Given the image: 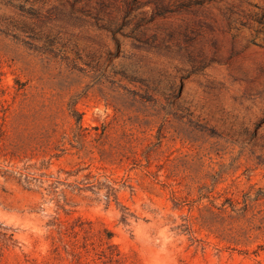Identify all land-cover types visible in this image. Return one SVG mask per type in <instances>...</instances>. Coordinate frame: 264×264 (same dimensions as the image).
<instances>
[{
    "label": "rangeland",
    "instance_id": "1",
    "mask_svg": "<svg viewBox=\"0 0 264 264\" xmlns=\"http://www.w3.org/2000/svg\"><path fill=\"white\" fill-rule=\"evenodd\" d=\"M0 264H264V0H0Z\"/></svg>",
    "mask_w": 264,
    "mask_h": 264
},
{
    "label": "trees",
    "instance_id": "2",
    "mask_svg": "<svg viewBox=\"0 0 264 264\" xmlns=\"http://www.w3.org/2000/svg\"><path fill=\"white\" fill-rule=\"evenodd\" d=\"M7 110H9V108H7ZM5 116H4V121H5V124L7 125L8 124V118H9V115H7V112L5 111ZM5 124H4V127H5ZM4 127L1 128V133H4V132H7V130L5 131L4 130Z\"/></svg>",
    "mask_w": 264,
    "mask_h": 264
}]
</instances>
